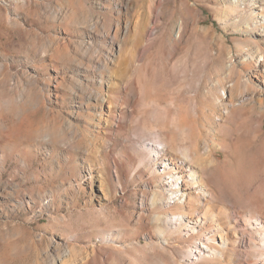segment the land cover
<instances>
[{"label": "rangeland", "instance_id": "1", "mask_svg": "<svg viewBox=\"0 0 264 264\" xmlns=\"http://www.w3.org/2000/svg\"><path fill=\"white\" fill-rule=\"evenodd\" d=\"M263 15L264 0H0V264H206L165 226L143 146L168 142L157 164L186 175L214 138L259 119L264 135Z\"/></svg>", "mask_w": 264, "mask_h": 264}, {"label": "bare ground", "instance_id": "2", "mask_svg": "<svg viewBox=\"0 0 264 264\" xmlns=\"http://www.w3.org/2000/svg\"><path fill=\"white\" fill-rule=\"evenodd\" d=\"M99 98L105 101L103 96ZM257 123L259 129L249 135L232 131L214 138L205 155L197 158L198 169L189 167L186 175L181 160L170 157V163L157 164L168 142L161 148L143 146L152 153L150 171L152 175L157 171L158 193L169 195L162 211L165 226L192 240L185 259L188 263L264 264V135L261 120ZM216 147L223 152L220 161L214 158ZM256 147L257 154L251 152ZM167 164L182 167L165 176L170 169ZM234 166L240 168L238 173H234ZM211 167L217 171L219 187H231L237 198L222 200L215 189L204 184L201 171Z\"/></svg>", "mask_w": 264, "mask_h": 264}]
</instances>
